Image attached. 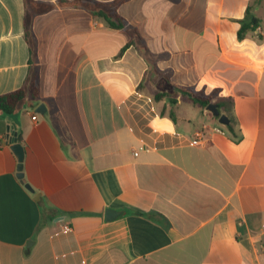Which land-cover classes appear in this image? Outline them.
<instances>
[{
    "label": "crops",
    "instance_id": "0c3cea01",
    "mask_svg": "<svg viewBox=\"0 0 264 264\" xmlns=\"http://www.w3.org/2000/svg\"><path fill=\"white\" fill-rule=\"evenodd\" d=\"M68 1L0 0V95L27 92L0 137L34 190L1 147L0 264H264V0H128L118 29ZM173 85L232 100L240 141Z\"/></svg>",
    "mask_w": 264,
    "mask_h": 264
},
{
    "label": "trees",
    "instance_id": "16d2710c",
    "mask_svg": "<svg viewBox=\"0 0 264 264\" xmlns=\"http://www.w3.org/2000/svg\"><path fill=\"white\" fill-rule=\"evenodd\" d=\"M82 6L94 17L101 18L104 20L111 28L118 29L124 26L123 19L117 13V7L119 4L126 2L128 0H114L112 3H98L92 0H79ZM60 5H76V1H68V0H59ZM240 29L238 31V38L240 40L244 39L249 33L255 32L256 28L259 26V19L255 17L253 13V8L250 6L247 8L245 16L242 20H240ZM29 31L26 29V39H29ZM136 36L138 41L134 40L130 42V45L133 44L139 52L144 57L151 56L148 48L143 43L139 34L136 32ZM141 85L139 86V88ZM173 87L184 97L189 99L195 105L205 109L207 106L216 98V92L211 94H205L201 91H194L192 89H186L179 86L173 85ZM27 96V92L25 87H22L16 91L0 95V112L10 115L14 113L19 105L25 100ZM167 93H157L154 97L156 101L162 100L165 97H168ZM34 97L37 99L38 96L34 94ZM216 104L219 106V110L222 114H225L230 119V123L226 126V132L234 143H238L240 141L241 132L237 127V123L235 121V116L233 113V101L219 99L216 101ZM164 115L163 113H161ZM170 118L174 120L173 113L169 114ZM217 118V117H216ZM218 119V118H217Z\"/></svg>",
    "mask_w": 264,
    "mask_h": 264
},
{
    "label": "water",
    "instance_id": "95a60500",
    "mask_svg": "<svg viewBox=\"0 0 264 264\" xmlns=\"http://www.w3.org/2000/svg\"><path fill=\"white\" fill-rule=\"evenodd\" d=\"M43 109V105H40L38 107V112L39 113H43L42 111ZM207 110L209 112L212 113V115L214 117L218 118V122L223 125V126H228L230 123V119L228 118L227 115L222 114L219 110V106L216 103H211L207 106ZM11 145V149L14 152L17 161H18V167H17V177L22 181V183H24L25 187L32 193H34L33 188L26 183L25 179H24V174H23V161H24V155H25V151H24V147L22 146L21 143L18 142V138L15 132L12 133V138L10 140ZM122 213L118 212V211H114V210H107L106 211V221H112L114 219H116L118 216H120Z\"/></svg>",
    "mask_w": 264,
    "mask_h": 264
},
{
    "label": "built area",
    "instance_id": "2783aa9c",
    "mask_svg": "<svg viewBox=\"0 0 264 264\" xmlns=\"http://www.w3.org/2000/svg\"><path fill=\"white\" fill-rule=\"evenodd\" d=\"M262 32V29L260 27H257L256 30H255V33L256 34H261ZM35 119V117H34ZM224 126H216L214 128H212V133L213 134H218V135H222V136H225L227 135V132L225 130V128H223ZM10 140H11V137L10 135H7V136H2L0 137V148L3 147V146H7L10 144ZM191 144L193 146H196V147H202L206 144V139L204 138V133L203 131H197L195 133V137L194 139L191 141ZM62 229L64 231H69L71 229V227L69 225H63Z\"/></svg>",
    "mask_w": 264,
    "mask_h": 264
},
{
    "label": "rangeland",
    "instance_id": "374dc122",
    "mask_svg": "<svg viewBox=\"0 0 264 264\" xmlns=\"http://www.w3.org/2000/svg\"><path fill=\"white\" fill-rule=\"evenodd\" d=\"M190 103H191V102H190ZM190 103H189L188 105H186V107H190V106H191V104H190Z\"/></svg>",
    "mask_w": 264,
    "mask_h": 264
}]
</instances>
